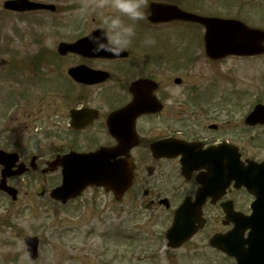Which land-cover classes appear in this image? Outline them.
I'll list each match as a JSON object with an SVG mask.
<instances>
[{
    "label": "flooded vegetation",
    "instance_id": "af4514ba",
    "mask_svg": "<svg viewBox=\"0 0 264 264\" xmlns=\"http://www.w3.org/2000/svg\"><path fill=\"white\" fill-rule=\"evenodd\" d=\"M80 1L82 5L77 0L74 7L87 12L76 16L68 17L61 7L59 12H38L43 25L54 33L50 35L65 33L66 39L58 43H75L99 35L96 26L100 20L91 7L96 0ZM215 8V2L206 0L152 3L151 14L137 24L132 50L119 56L94 52L91 39L78 50L61 53L58 45L56 50H48L52 60L44 58L41 62L44 67H55L53 92L42 95L37 109L24 112L33 121L40 118L36 121L37 128L40 124L43 127L40 141L47 142L40 144L36 153L5 149L18 154L17 162L25 165L26 171L22 176L7 178V184L18 190L16 199L0 190V264H9L12 252H7L6 247L12 245L15 234L16 238L22 234L15 232L12 210L25 194H30L20 186L23 177L33 176V183H26L29 187H34L39 179L40 196L53 201L49 191L62 183L64 164H70L67 170L73 177L87 174L88 167L83 166L79 155H66L100 151L105 162L114 164L120 172L119 186L130 176L128 188L120 193L93 183L69 203L89 191H99L119 204L128 200L131 208L151 212L150 223L154 225L159 219L167 228L183 203L200 207L203 227L173 250L185 247L201 251L195 255L207 250L217 254L219 264H236L234 257L212 246L211 240L236 227L235 220L226 216L227 211L241 218L250 215L256 197L245 184L235 181L225 189L221 187L217 147L225 142L236 146L241 155V170L249 160L264 162V123L247 124L246 116L251 110L240 114V109H217V57L206 53L204 25L184 18L186 13L217 16ZM147 38L155 43L144 44ZM106 39L99 36L95 43L99 45ZM205 68L214 70L213 76L206 77L200 70ZM217 113L225 117L238 114L239 118L217 123ZM229 125L239 130V140L217 136ZM234 149L232 146L223 154L229 156L232 150L237 153ZM229 167L224 165L226 170ZM1 171L0 165V181ZM49 175L56 176L51 187L46 184ZM199 191L204 196L200 205L196 203ZM25 206L26 203L21 204V210ZM249 232L250 228H246L244 235ZM162 239L167 242L165 232Z\"/></svg>",
    "mask_w": 264,
    "mask_h": 264
},
{
    "label": "rangeland",
    "instance_id": "374dc122",
    "mask_svg": "<svg viewBox=\"0 0 264 264\" xmlns=\"http://www.w3.org/2000/svg\"><path fill=\"white\" fill-rule=\"evenodd\" d=\"M4 1L0 0V59L6 60L0 68V149L36 153L40 144L47 140L40 141L43 127L40 123L39 128L36 127L40 118L33 121L24 112L37 109L42 95L53 92L55 67H43L42 73L36 75V71L32 72L30 68V58L43 46L56 50L58 41L66 39L65 33L50 35L53 32L45 25L35 23L33 16L5 10ZM56 1L64 9L73 0ZM207 1L215 2L213 10L217 15L240 18L250 25L264 28V0ZM63 13L74 16L80 14L81 9L63 10ZM35 37L42 38L35 40ZM31 66L36 69L33 62ZM200 70L206 77L214 74L209 68ZM9 92H13L10 98ZM18 93L21 97L16 98ZM260 102L264 103V55L229 57L217 63V109H240V114H246ZM9 109L11 115L7 117ZM220 115L217 113V123L239 118L238 114L231 117ZM238 135L239 130H233L231 125L217 132L218 137L233 140H239ZM23 178L20 186L24 193L28 190L30 194H25V198L14 204L13 220L15 232L22 233L17 238L23 239L26 235L40 238V256L34 264L221 263L217 254L207 250L198 255L194 253L200 250L185 247L168 250L162 239L167 224L158 219L153 225L150 223L152 213L131 208L128 200L119 204L102 192L89 191L83 197L61 205L48 196H40L42 186L38 187L39 179L34 187H29V182L34 181L33 176ZM55 183L56 176L49 175L48 187ZM23 203L26 206L21 210ZM17 238L15 234L12 245L6 247L7 252H12L9 264H18L19 254L12 250Z\"/></svg>",
    "mask_w": 264,
    "mask_h": 264
},
{
    "label": "water",
    "instance_id": "95a60500",
    "mask_svg": "<svg viewBox=\"0 0 264 264\" xmlns=\"http://www.w3.org/2000/svg\"><path fill=\"white\" fill-rule=\"evenodd\" d=\"M7 8L15 10H25L29 8H52L55 7L49 4L30 3L26 0H8L5 3ZM184 18L189 20H195L203 23L206 27V50L207 54L218 59L225 58L229 55L238 56H251L264 53V29L248 26L245 22L236 18H223V17H203L194 14L187 13ZM82 42H79V44ZM248 120L253 124L264 121V104H259L255 107V110L250 114ZM90 157V156H89ZM88 157V158H89ZM6 168H11L13 160H8L6 157L1 158ZM234 164L236 161H233ZM93 165V163H89ZM70 165V164H69ZM91 169V170H90ZM87 170L86 175H78L73 177L70 170L65 172L64 184L56 188L52 195L57 198H62L66 201L69 197L78 195L81 189H83L88 183L104 184L107 187H111L116 191V186H119L118 169L114 165L109 164L107 171L97 173L94 167H90ZM257 170L256 165H250L248 175L245 177L232 176L233 178L243 181L256 178L253 172ZM24 170H19L16 173H21ZM8 172H6L7 174ZM5 174V175H6ZM95 175L101 176L99 178H93ZM96 177V176H95ZM260 189L257 194V201L254 205V212L247 220L248 225L252 228V233L249 238L242 242H237L236 246L226 248V251L234 255L237 258L238 264H264V177H259ZM80 183V184H79ZM3 186L8 190L10 187L6 186L3 181ZM16 195V192L13 191ZM184 207L178 211L180 216ZM193 213V212H192ZM177 221V219H176ZM192 221V220H191ZM182 229L181 226H174L168 231V238L171 240L170 245H180L186 238L193 233V225L190 226L191 230L185 237H182L178 242L175 241L174 233L177 229ZM193 228V229H192ZM179 231H176L178 234ZM28 248L31 251L33 259L38 256V237H26ZM244 243H249V247L246 249ZM217 244V242H216ZM235 244V242H234ZM233 244V245H234Z\"/></svg>",
    "mask_w": 264,
    "mask_h": 264
},
{
    "label": "clouds",
    "instance_id": "9594fccd",
    "mask_svg": "<svg viewBox=\"0 0 264 264\" xmlns=\"http://www.w3.org/2000/svg\"><path fill=\"white\" fill-rule=\"evenodd\" d=\"M161 0H96L93 11L99 18L100 23L96 26L99 35H90L93 42L94 52H110L119 56L122 52L132 50L133 40L137 36L138 22L145 21L151 14V4ZM131 21L132 23L126 22ZM94 29V31L96 30ZM99 36L106 37V41L97 45ZM155 43L147 38L144 44ZM140 59V56L136 57ZM18 253V264H34L31 251L25 239L17 238L15 247L12 249Z\"/></svg>",
    "mask_w": 264,
    "mask_h": 264
}]
</instances>
